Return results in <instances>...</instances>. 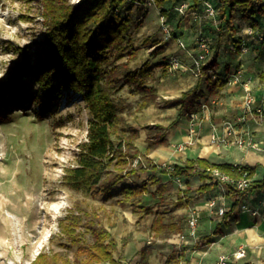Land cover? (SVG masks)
<instances>
[{
	"label": "rangeland",
	"instance_id": "obj_1",
	"mask_svg": "<svg viewBox=\"0 0 264 264\" xmlns=\"http://www.w3.org/2000/svg\"><path fill=\"white\" fill-rule=\"evenodd\" d=\"M68 1L72 4L80 2ZM183 1L166 2V13L156 3L145 6L135 4L131 9L124 10L123 14L129 15L132 22L125 42L128 49L123 57H112L109 64L130 60L131 67L137 68L146 60L151 62L154 71L147 84L154 88L156 95H146V90L127 84L115 93V98L120 113L125 116L124 130L127 133L131 127L139 130L135 142L142 155L152 143L155 132L165 134V144L148 155L160 166L173 165L176 158L159 157L157 151L169 149L181 152V144L198 137L200 115L195 118L182 115L179 105L172 100L197 81L192 66L198 54L199 40L204 38L210 43L209 57L217 54L219 46L215 41L219 38L217 26L221 18L205 15L201 6L188 7L181 12L177 6ZM43 10L42 0H2L0 86L11 78L17 64L23 60V51L19 47L34 50L45 38ZM162 14L170 24V36L163 27ZM227 34L229 38L223 37L220 56L216 57L217 71L227 77L228 84H237L244 82V69H252V83H264L263 44L256 36L252 38V59H244L245 56L240 57L230 51L233 44L229 31ZM181 42L186 47H182ZM173 56L179 58L184 66L171 67ZM57 82L56 77L54 83ZM32 88L37 90L40 87L36 83ZM146 102L148 104L145 105ZM215 104L212 101L209 106ZM204 109L208 106L203 105L198 112ZM39 110L34 104L28 108L16 106L0 115V264H29L41 251L60 252L64 257L73 259L77 245L62 233L59 221L70 208L75 207L78 200H84V205H101L107 209L105 225L120 245L127 240L125 251L129 264H168L174 249H177V246L171 245L178 238L174 224L180 219L187 229L190 206L179 207L177 204L187 187L185 179H173L161 171L153 175L150 170L128 176L127 182L148 181L150 192L143 194L142 204L151 205L153 212L144 216L134 214L130 204H113V200L121 196L119 187L98 197L71 190L62 183V177L65 168L76 162L80 146L87 140L90 116L87 103L80 92L64 88L52 112L40 116ZM137 163L138 158L131 165L135 167ZM201 183L199 177L191 179L193 194L197 193ZM222 188V202L231 206L233 196L225 194ZM158 218L163 225L160 232L154 229ZM77 236L93 242L91 233L83 227L78 228ZM144 253L147 254L145 262Z\"/></svg>",
	"mask_w": 264,
	"mask_h": 264
},
{
	"label": "trees",
	"instance_id": "obj_2",
	"mask_svg": "<svg viewBox=\"0 0 264 264\" xmlns=\"http://www.w3.org/2000/svg\"><path fill=\"white\" fill-rule=\"evenodd\" d=\"M42 1L45 38L34 50L31 47H19L23 51V60L17 64L11 78L0 86V115L16 106L28 108L34 104L40 109L39 115L45 116L58 105L64 88L82 94L90 112L87 140L81 144L76 162L65 168L62 177L65 186L92 197L107 195L119 187L121 196L114 199L113 204H130L134 214L144 216L153 212L151 205L142 204L143 194L150 192L148 181L127 182L128 176H137L140 171L150 170L153 175L161 171L173 179H185L187 187L177 200L179 207L188 205L215 187L218 180L213 175L214 168L235 178L240 176L234 163H212L203 157L175 162L173 168L160 166L148 155L165 144V134L155 132L151 138L152 143L142 155L135 142L139 136L138 128L131 127L129 133L124 130L125 116L119 111L115 93L128 84L146 90V95L155 96L154 88L147 84L154 68L149 60L137 68L131 67L130 60L111 66L109 64L112 57L119 59L128 49L125 42L132 22L123 11L131 9L135 4L145 6L146 0H80L78 4L68 0ZM168 1L176 3L179 0H155V3L166 13L165 3ZM212 1L219 8L217 16L225 23L237 49H241V39L237 36L234 24L236 17L249 21L255 31L264 33V0ZM188 2L189 7H202L203 0ZM216 57L217 54L209 57L197 75L196 83L172 100L179 105L182 115L189 116L188 113L198 112L203 105L209 106L222 96L228 80L217 71ZM56 77L57 84L54 83ZM36 83L40 88L33 90ZM137 158L138 163L134 167L131 164ZM242 167L252 178L255 169L245 164ZM195 177H199L202 183L197 193L193 194L191 179ZM228 187L235 200L223 217L225 222L241 209L247 194L264 189V176L260 180L251 181L242 191L232 182H228ZM107 213V209L101 205H84V200H78L75 207L70 208L59 221L62 233L77 245L74 258L64 257L60 252L41 251L29 264H129L125 251L127 240L122 245L118 243L105 225ZM160 223V218L154 222L157 232L162 230L163 225ZM184 225L179 219L173 229L178 233L183 232ZM80 227L91 233L93 242L77 236ZM219 228L215 230L216 233ZM209 241L206 237L197 244ZM178 251L174 249L168 264H181ZM142 257L145 262L147 254L144 253Z\"/></svg>",
	"mask_w": 264,
	"mask_h": 264
},
{
	"label": "crops",
	"instance_id": "obj_3",
	"mask_svg": "<svg viewBox=\"0 0 264 264\" xmlns=\"http://www.w3.org/2000/svg\"><path fill=\"white\" fill-rule=\"evenodd\" d=\"M234 24L237 27V36L241 39V49H237L234 42L231 41L233 46H231L230 51L240 57H242L241 55L245 56L244 59H249V57L252 59V38L255 35L247 33V28L250 25L249 21L236 17ZM225 26L224 22L217 26L219 38L216 41L214 40L219 45L217 47V57L220 56L223 47L221 46L225 40L223 37H228V30ZM244 44L249 48L245 53L242 52ZM242 78L244 82L226 85L222 91V96L214 100L216 104L213 107L208 106V109L197 112V115L201 117L198 123L200 127L196 134L198 137L191 140L192 145L190 147L181 152L163 149L157 151V155L165 159L174 157L176 158L175 162L195 157L206 158L212 163L237 162L255 169V173L251 178L252 181L262 179L264 176V154L262 152L254 149H242L233 144L221 145L211 142L213 131L222 134L225 121H235L242 114V103L246 93L245 87H250L259 96L263 93L264 83H257L256 85L252 83V69H244ZM261 99L259 103L263 102L264 106V98ZM242 125L238 124V127L240 128ZM244 126H247L253 132L259 142L264 143V115L262 117L249 116ZM189 148H191V155L188 151ZM221 187L223 185L217 183L215 187L189 203L190 208L198 206L201 209V218L197 239H190L187 244H171L179 249L181 264H215L220 254L230 256L229 264H264V189L247 194L243 199L246 208L239 209L225 222L222 217L215 213V210L212 211L207 206V199L210 196L222 194ZM231 198L234 202V197ZM218 226L220 228L216 233L215 230ZM206 237L209 238V242L197 244ZM242 245L246 247V256L235 259L233 253Z\"/></svg>",
	"mask_w": 264,
	"mask_h": 264
},
{
	"label": "built area",
	"instance_id": "obj_4",
	"mask_svg": "<svg viewBox=\"0 0 264 264\" xmlns=\"http://www.w3.org/2000/svg\"><path fill=\"white\" fill-rule=\"evenodd\" d=\"M155 3V0H146V4L152 5ZM190 3L188 1H183L177 9L181 12H185L189 7ZM203 13L211 18H215L218 14L219 8L212 0H203L202 2ZM162 24L168 36L171 35L170 24L165 16L161 15ZM247 33L254 34L257 40L264 46V33L261 31H255L251 25L247 28ZM182 47H186L185 43L181 42ZM243 51L247 50L245 44L242 47ZM211 53V46L208 40L201 38L199 40V50L198 54L194 59L192 69L195 71L196 75H199L202 70V66L205 65L209 60V55ZM171 67H183L184 63L180 62L179 58L173 56L170 59ZM246 93L243 98L242 103V114L234 120H226L223 126V133L218 134L216 131H213L211 134V142L224 144V145H236L242 149H254L262 152L264 154V143L259 142L253 132L247 127L244 126L248 120L249 116H259L264 115V106L263 102L259 103L260 98H264V90L262 95H257L253 92L250 87H245ZM261 99V100H262ZM191 118L197 117V112L188 113ZM238 124H243L240 128ZM192 141L183 143L179 146L181 151L191 144ZM234 167L240 173L239 177H232L230 174L221 172L218 168L213 169V175L216 176L218 183L223 185L224 193H229L228 182L234 183L235 187L239 190H245L251 183L252 179L248 176L249 172L244 170L241 163H234ZM168 168H173L172 165H168ZM178 180H181L178 178ZM227 189V190H226ZM224 194L218 196H210L207 199V206L210 210H215V213L224 217V215L230 210L231 206H226L225 202H222ZM246 205L242 202L241 209H245ZM256 213V211H254ZM201 218V209L198 206H193L190 208V213L187 219V232H180L176 236L178 238L172 242V244H181L187 243L190 239H197L198 237V226ZM246 256V247L244 245L240 246L238 250L233 253L235 259H241ZM230 256L227 254H220L215 264H229Z\"/></svg>",
	"mask_w": 264,
	"mask_h": 264
}]
</instances>
